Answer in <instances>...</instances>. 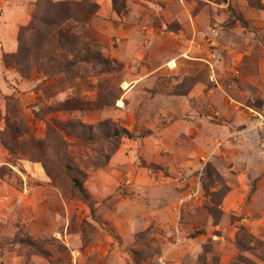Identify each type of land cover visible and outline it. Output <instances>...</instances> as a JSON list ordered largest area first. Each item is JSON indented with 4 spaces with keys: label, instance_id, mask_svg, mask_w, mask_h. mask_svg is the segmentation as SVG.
<instances>
[{
    "label": "rangeland",
    "instance_id": "obj_1",
    "mask_svg": "<svg viewBox=\"0 0 264 264\" xmlns=\"http://www.w3.org/2000/svg\"><path fill=\"white\" fill-rule=\"evenodd\" d=\"M52 1L0 0V264H264V0Z\"/></svg>",
    "mask_w": 264,
    "mask_h": 264
},
{
    "label": "trees",
    "instance_id": "obj_2",
    "mask_svg": "<svg viewBox=\"0 0 264 264\" xmlns=\"http://www.w3.org/2000/svg\"><path fill=\"white\" fill-rule=\"evenodd\" d=\"M47 1V5L50 7V8H54L57 10V8L60 10V11H63V12H66L68 6H69V3L68 2H61L60 4L58 3H54L52 0H45ZM87 0H81L78 4H82V3H86ZM117 1L118 0H111V5H112V10L115 12V14L119 15L120 14V9H119V5L117 4ZM61 6V7H60ZM62 7H64V9H61ZM89 9H88V12H86V17L91 15L93 13V9H94V5H88ZM65 10V11H64ZM67 15V14H66ZM65 17H68V16H65ZM63 19V18H62ZM57 20H53V21H49V22H46L45 24H51L53 25L54 29H55V33L58 35V38H62L63 36H66L65 33H63L64 31L59 27V25L62 23V21L60 22H57ZM56 27V28H55ZM83 52H87L88 49H82ZM18 53V51H17ZM16 53V54H17ZM15 54V55H16ZM6 63V57L3 58V63ZM71 183H72V186L74 188V190L81 196L82 199H86V196L84 194V191L81 187V184L80 182L78 181V179L72 177L71 178Z\"/></svg>",
    "mask_w": 264,
    "mask_h": 264
},
{
    "label": "crops",
    "instance_id": "obj_3",
    "mask_svg": "<svg viewBox=\"0 0 264 264\" xmlns=\"http://www.w3.org/2000/svg\"><path fill=\"white\" fill-rule=\"evenodd\" d=\"M12 17L9 18V22L11 25H16L19 23L18 21L21 19L25 21V15L23 16V13H20L19 11L12 13ZM23 21V22H24Z\"/></svg>",
    "mask_w": 264,
    "mask_h": 264
},
{
    "label": "built area",
    "instance_id": "obj_4",
    "mask_svg": "<svg viewBox=\"0 0 264 264\" xmlns=\"http://www.w3.org/2000/svg\"><path fill=\"white\" fill-rule=\"evenodd\" d=\"M160 264H162V263H160Z\"/></svg>",
    "mask_w": 264,
    "mask_h": 264
},
{
    "label": "bare ground",
    "instance_id": "obj_5",
    "mask_svg": "<svg viewBox=\"0 0 264 264\" xmlns=\"http://www.w3.org/2000/svg\"><path fill=\"white\" fill-rule=\"evenodd\" d=\"M172 64V63H171Z\"/></svg>",
    "mask_w": 264,
    "mask_h": 264
}]
</instances>
